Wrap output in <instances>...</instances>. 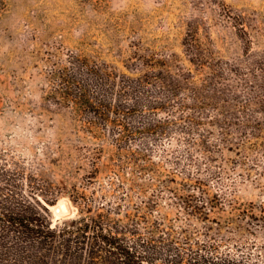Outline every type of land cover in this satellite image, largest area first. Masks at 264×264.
Wrapping results in <instances>:
<instances>
[{
  "label": "rangeland",
  "instance_id": "rangeland-1",
  "mask_svg": "<svg viewBox=\"0 0 264 264\" xmlns=\"http://www.w3.org/2000/svg\"><path fill=\"white\" fill-rule=\"evenodd\" d=\"M131 230L264 264V0H0V264Z\"/></svg>",
  "mask_w": 264,
  "mask_h": 264
},
{
  "label": "trees",
  "instance_id": "trees-1",
  "mask_svg": "<svg viewBox=\"0 0 264 264\" xmlns=\"http://www.w3.org/2000/svg\"><path fill=\"white\" fill-rule=\"evenodd\" d=\"M193 208L195 209L194 206ZM129 232L131 235L136 236V240L132 243L123 239L122 242H119L116 239H112V237L99 236L103 243L114 248L113 252L108 251L115 255L120 264H158V261H161L162 264H179L185 259L184 253L179 247H174L172 244L164 245L162 241H158L152 236L143 237L139 235L140 233L133 230ZM207 247L208 245L204 243L199 245L200 250H205ZM190 260L192 261L191 264H216L214 263V259L203 256L191 257ZM222 264L229 263L225 261Z\"/></svg>",
  "mask_w": 264,
  "mask_h": 264
}]
</instances>
